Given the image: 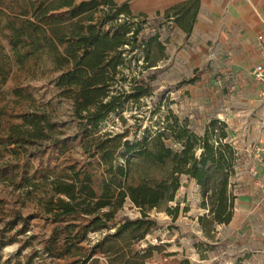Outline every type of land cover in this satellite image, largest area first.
I'll list each match as a JSON object with an SVG mask.
<instances>
[{
	"label": "trees",
	"instance_id": "16d2710c",
	"mask_svg": "<svg viewBox=\"0 0 264 264\" xmlns=\"http://www.w3.org/2000/svg\"><path fill=\"white\" fill-rule=\"evenodd\" d=\"M199 5L200 0H185L166 9L163 16L173 18L189 35ZM141 16L142 22L133 21ZM146 21L147 15L135 16L128 2L116 0H0V90L10 67L4 42L20 68L37 65L46 54L60 72L54 80L59 96L72 101L74 127L69 133L58 131V122L45 110H36L22 113V122L12 125L0 140L17 158L36 142V154L27 159L36 156V191L43 214L53 224L48 236L27 233V218L0 197V249L37 238L48 264H99L100 255L112 264H146L157 247L132 245L155 225L149 211L175 199L182 175L200 186L206 212L199 221L206 233L212 225L232 220L236 198L232 176L238 156L228 141L225 121L211 120L204 135H198L189 128L188 119L180 123L177 115L170 114L175 128L171 135L166 127L144 134L133 144L123 134L99 128L127 98L148 93L143 83L135 85L133 95L115 88L124 79L125 46L142 49L145 68L155 66L164 55L158 33L139 39ZM15 93L24 96L18 88ZM24 98L32 97L28 92ZM169 136L180 148L167 145ZM14 170L10 162L0 167V180L15 189L32 184L27 176L17 182ZM128 199L141 217H126L111 231ZM97 232L105 233L85 246L89 234ZM34 252L38 255L37 249ZM0 264L22 263L7 259Z\"/></svg>",
	"mask_w": 264,
	"mask_h": 264
},
{
	"label": "rangeland",
	"instance_id": "374dc122",
	"mask_svg": "<svg viewBox=\"0 0 264 264\" xmlns=\"http://www.w3.org/2000/svg\"><path fill=\"white\" fill-rule=\"evenodd\" d=\"M116 2H128L132 7L136 3L142 7L145 4V0ZM137 18L133 21L142 22L145 17ZM156 33L165 47L162 59L155 66L145 68L142 49L125 46L122 54L128 60L122 68L124 79L115 84L117 90L133 95L135 85L143 83L148 93L140 98H127L121 108L100 123L99 128L123 134L124 139L133 144L144 134H153L166 127L171 135L175 128L170 114L177 115L180 123L188 119L189 128L198 135H204L211 120L225 121L228 141L234 145L238 156L232 176V191L236 198L230 223L214 224L213 230L206 233L199 221L206 212L202 207L200 186L195 179L182 175L175 199L149 211L148 218L155 221V225L132 248L157 247L146 264H264V193L254 186L248 169L254 142L260 136L259 120L263 115L252 78L254 50L250 47L247 51H234L232 48L235 47L231 45L226 48L217 46L213 40H196L191 33L183 34L173 18L167 19L160 13L147 14L139 39ZM4 44L10 67L0 90V140L6 138L12 125L22 122V113H36V110H45L53 121L58 122V131L71 132L74 129L72 101L59 96L60 90L54 80L60 72L54 69L50 58L43 54L37 65L20 68L13 60L11 47ZM15 88L23 90L24 96H17ZM28 92L31 99L24 98ZM63 123L67 125L62 127ZM166 143L180 148L171 136ZM10 147L16 148L15 145ZM32 153L36 154V142L28 147L27 154L21 153L20 158L9 147L0 144V167L10 162L18 173L17 182L24 176L32 182L29 187L15 189L1 178L0 197L21 210L29 221L27 233L48 236L53 224L43 214L39 202L36 156L27 159ZM126 217H141L139 208L129 199L117 213L115 223L110 225L111 231ZM104 233L89 234L90 241L84 245L88 246V242L92 243ZM18 237L24 240V235ZM36 249L38 255L34 252ZM41 254L39 241L35 238L31 242L24 240L23 244H6L0 249V261L11 259L22 264H48L49 257ZM99 264L112 263L100 255Z\"/></svg>",
	"mask_w": 264,
	"mask_h": 264
},
{
	"label": "crops",
	"instance_id": "0c3cea01",
	"mask_svg": "<svg viewBox=\"0 0 264 264\" xmlns=\"http://www.w3.org/2000/svg\"><path fill=\"white\" fill-rule=\"evenodd\" d=\"M182 1L185 0H145L144 7L139 3L130 7L134 15L163 14ZM179 30L185 34L182 29ZM258 33H264V0H200L191 31L196 40H213L217 46L235 47L232 48L234 51L243 52L251 47L254 62L258 58Z\"/></svg>",
	"mask_w": 264,
	"mask_h": 264
},
{
	"label": "built area",
	"instance_id": "2783aa9c",
	"mask_svg": "<svg viewBox=\"0 0 264 264\" xmlns=\"http://www.w3.org/2000/svg\"><path fill=\"white\" fill-rule=\"evenodd\" d=\"M256 39L258 58L253 65L252 78L257 88L259 103L263 107V115L259 120L260 136L254 142L248 169L256 188L264 193V33H258Z\"/></svg>",
	"mask_w": 264,
	"mask_h": 264
}]
</instances>
